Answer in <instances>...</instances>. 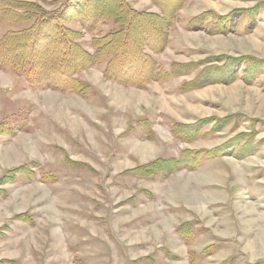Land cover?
I'll return each mask as SVG.
<instances>
[{
  "label": "rangeland",
  "instance_id": "1",
  "mask_svg": "<svg viewBox=\"0 0 264 264\" xmlns=\"http://www.w3.org/2000/svg\"><path fill=\"white\" fill-rule=\"evenodd\" d=\"M175 16L166 46L144 50L170 76L142 88L107 78V57L69 89L0 68V264H264V0H178ZM114 27L77 41L92 52ZM20 28L1 24L0 40ZM220 146L193 170L131 171Z\"/></svg>",
  "mask_w": 264,
  "mask_h": 264
},
{
  "label": "trees",
  "instance_id": "2",
  "mask_svg": "<svg viewBox=\"0 0 264 264\" xmlns=\"http://www.w3.org/2000/svg\"><path fill=\"white\" fill-rule=\"evenodd\" d=\"M56 2H60V5L50 11L36 1L0 0V25L22 26L16 31L9 30L0 40V68L11 69L32 83L44 81L47 86L62 89H69L71 86L78 88L80 82L74 79V73L81 68L103 63L105 57V76L125 85L142 88L153 80H163L170 76L144 50L148 47L150 50L159 51L166 46L167 30L176 22L178 0H171L170 3L166 0H155L161 9L158 13L138 11L127 0ZM226 18L227 16L218 18L216 30H224ZM100 19L113 20L115 27L92 40L91 52L77 39L84 31H93ZM74 20L78 21L80 30L64 23ZM128 52V56L133 52L135 55L131 59L120 60L119 57ZM238 60L227 57L223 64L231 61L230 64H234ZM32 71H37L39 77L30 79L28 76ZM172 72L178 74L175 68ZM224 124L221 120L216 123ZM181 131L179 125H173L176 136H184ZM223 149L224 146L208 151L184 150L178 158H159L131 171L138 176L151 177L157 172L167 175L180 168L193 170L199 166L203 157H213ZM16 174L29 173L25 166H20L12 169L8 177L14 178ZM188 227L189 223H183L177 228L178 233L185 239L189 234Z\"/></svg>",
  "mask_w": 264,
  "mask_h": 264
},
{
  "label": "bare ground",
  "instance_id": "3",
  "mask_svg": "<svg viewBox=\"0 0 264 264\" xmlns=\"http://www.w3.org/2000/svg\"><path fill=\"white\" fill-rule=\"evenodd\" d=\"M172 13H173V12H172ZM58 43H59V42H58ZM61 43H62V42H61ZM122 64H123V63H122ZM116 67H117V66H116ZM116 67H115V68H116ZM123 72H124V71H123ZM128 101H129V100H128ZM67 120H68V119H67Z\"/></svg>",
  "mask_w": 264,
  "mask_h": 264
}]
</instances>
